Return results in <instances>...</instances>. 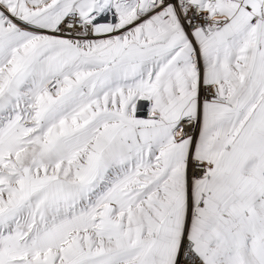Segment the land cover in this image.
Returning a JSON list of instances; mask_svg holds the SVG:
<instances>
[{"label":"snow or ice","instance_id":"obj_1","mask_svg":"<svg viewBox=\"0 0 264 264\" xmlns=\"http://www.w3.org/2000/svg\"><path fill=\"white\" fill-rule=\"evenodd\" d=\"M0 264H264V0H0Z\"/></svg>","mask_w":264,"mask_h":264}]
</instances>
